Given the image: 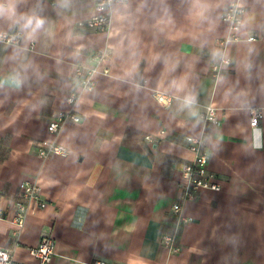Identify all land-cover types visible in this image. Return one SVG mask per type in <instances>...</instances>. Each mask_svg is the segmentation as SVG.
<instances>
[{"label": "crops", "instance_id": "1", "mask_svg": "<svg viewBox=\"0 0 264 264\" xmlns=\"http://www.w3.org/2000/svg\"><path fill=\"white\" fill-rule=\"evenodd\" d=\"M231 1L128 0L100 31L78 24L95 13L92 0H0V29L21 33L17 44L0 42V247L25 264H39L29 248L46 236L55 244L47 264H264V119L249 124L264 107V0H237L238 39L221 47ZM101 49L107 72L78 88L81 120L53 136L54 112L79 87L75 67L94 66ZM221 55L231 65L215 77ZM208 104L218 124L200 117ZM193 134L205 137L219 189L184 201L190 220L170 253L159 237L175 224ZM52 140L67 153L40 156L37 143ZM24 180L38 181L46 205L30 207L16 234Z\"/></svg>", "mask_w": 264, "mask_h": 264}, {"label": "built area", "instance_id": "2", "mask_svg": "<svg viewBox=\"0 0 264 264\" xmlns=\"http://www.w3.org/2000/svg\"><path fill=\"white\" fill-rule=\"evenodd\" d=\"M128 0H92L95 13L87 20L80 21L79 26H87L105 31L108 29L111 21V9L114 4H123ZM245 14L244 7L237 0H232L224 8L221 19L228 26V34L218 40V44L223 47L230 39H238V31L242 26L243 17ZM250 36L249 39H253ZM21 40V33L18 30H1L0 42L17 44ZM96 64L94 66H85L79 64L74 69V75L79 79V87L66 97L68 107L58 109L54 112L53 119L49 122L47 128L50 134L55 136L62 125L66 122L77 123L81 120V116L74 111V103L79 92L78 88L90 89L94 85L93 75L95 72H107L105 62L109 57L108 49L96 50L93 53ZM231 65L230 58L221 55L216 61L211 63L210 69L213 76H219L228 70ZM163 103L168 102V97L160 95L157 97ZM200 117L211 124H218L219 117L217 108L208 104L201 112ZM264 119V107L252 109L249 115V124L251 127H258L261 120ZM146 138L149 139L148 136ZM187 147L192 151L193 158L183 163L181 167L182 179L178 183L177 197L170 206V212L174 216L175 224L169 230L161 233L159 240L161 244L167 248L170 253H177L181 246L179 243V225L190 220L182 213L183 203L189 199L198 197V190L202 187L219 189V184L213 180L212 174L209 173L207 164L209 151L206 146L205 137L203 134L188 135L185 138ZM39 155L47 156L50 153L65 155L67 148L55 141H49L48 144L39 142ZM18 195L14 203L13 223L15 224V233L18 234L24 225V220L28 214V209L33 206L43 207L46 205L45 199L40 193V186L36 180H24L19 184ZM54 240L50 236L43 237L35 246L29 248V253L34 257L39 264H47L52 259L54 254ZM0 264H25L17 261L12 252L0 247Z\"/></svg>", "mask_w": 264, "mask_h": 264}, {"label": "clouds", "instance_id": "3", "mask_svg": "<svg viewBox=\"0 0 264 264\" xmlns=\"http://www.w3.org/2000/svg\"><path fill=\"white\" fill-rule=\"evenodd\" d=\"M31 23H32L31 21L28 22L29 25H30ZM42 24H43V21H42V20H37L35 26H36L37 28H39ZM26 26H28V25H26Z\"/></svg>", "mask_w": 264, "mask_h": 264}]
</instances>
